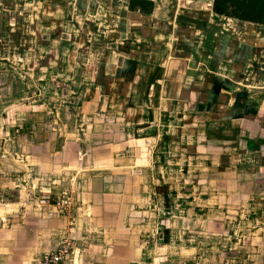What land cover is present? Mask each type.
<instances>
[{"label": "crops", "instance_id": "1", "mask_svg": "<svg viewBox=\"0 0 264 264\" xmlns=\"http://www.w3.org/2000/svg\"><path fill=\"white\" fill-rule=\"evenodd\" d=\"M131 1L0 0V264H264V26Z\"/></svg>", "mask_w": 264, "mask_h": 264}, {"label": "trees", "instance_id": "2", "mask_svg": "<svg viewBox=\"0 0 264 264\" xmlns=\"http://www.w3.org/2000/svg\"><path fill=\"white\" fill-rule=\"evenodd\" d=\"M131 7L151 12L154 2L153 0H132ZM214 12L219 16L264 26V0H215Z\"/></svg>", "mask_w": 264, "mask_h": 264}, {"label": "built area", "instance_id": "3", "mask_svg": "<svg viewBox=\"0 0 264 264\" xmlns=\"http://www.w3.org/2000/svg\"><path fill=\"white\" fill-rule=\"evenodd\" d=\"M68 201L64 199L55 203V206L61 210L66 209ZM73 243L71 240H66L60 244V246L50 255L45 256L40 264H66L68 258L73 253Z\"/></svg>", "mask_w": 264, "mask_h": 264}, {"label": "rangeland", "instance_id": "4", "mask_svg": "<svg viewBox=\"0 0 264 264\" xmlns=\"http://www.w3.org/2000/svg\"><path fill=\"white\" fill-rule=\"evenodd\" d=\"M14 80H15V79H13L12 82H13V83H16V81H14ZM23 81H26V84L29 85V80H25V79H24ZM12 82H11V81L9 82V85H8L9 87L12 86V84H13ZM10 92H11V91L8 90V91H6L5 93H1V92H0V94H2V97H3V98H10V99H11L12 96H14V94H13V93H10ZM29 101H30V100H29ZM11 102L16 103V100H13V99H12ZM19 102L21 103V100H20ZM48 202H50V201H48ZM54 204H55V203H54Z\"/></svg>", "mask_w": 264, "mask_h": 264}]
</instances>
